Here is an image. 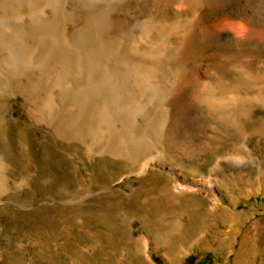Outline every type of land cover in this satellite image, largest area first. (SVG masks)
Returning <instances> with one entry per match:
<instances>
[{
    "label": "bare ground",
    "instance_id": "6f19581e",
    "mask_svg": "<svg viewBox=\"0 0 264 264\" xmlns=\"http://www.w3.org/2000/svg\"><path fill=\"white\" fill-rule=\"evenodd\" d=\"M255 3L0 0V126L9 100L21 96L29 116L61 141H78L140 173L238 144L248 137L254 106L224 92L264 88V73L233 51L239 39L247 49L264 40L247 26ZM171 10L178 17L170 20ZM204 10L221 15L205 23ZM255 162L260 170L262 161ZM4 169L0 159V188ZM204 186L220 191L211 177ZM198 191L171 174L160 188L167 205Z\"/></svg>",
    "mask_w": 264,
    "mask_h": 264
},
{
    "label": "rangeland",
    "instance_id": "374dc122",
    "mask_svg": "<svg viewBox=\"0 0 264 264\" xmlns=\"http://www.w3.org/2000/svg\"><path fill=\"white\" fill-rule=\"evenodd\" d=\"M220 15L204 10L200 18L207 23ZM245 16L264 37V0ZM168 17L178 16L171 10ZM252 44L247 49L239 39L233 51L250 70L264 73V40ZM261 88L224 92L254 106L248 137L204 152L199 162H155L147 173L78 141H61L29 116L23 97L10 99L0 126L7 179L0 188V264H264ZM167 174L199 191L167 205L160 193ZM210 177L220 191L203 187Z\"/></svg>",
    "mask_w": 264,
    "mask_h": 264
}]
</instances>
